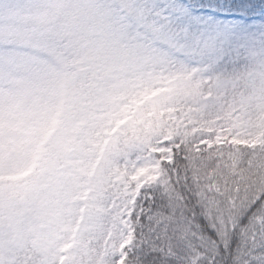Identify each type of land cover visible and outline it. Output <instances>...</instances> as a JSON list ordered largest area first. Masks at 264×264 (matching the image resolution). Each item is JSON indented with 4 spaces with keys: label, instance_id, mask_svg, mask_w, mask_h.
<instances>
[{
    "label": "rangeland",
    "instance_id": "1",
    "mask_svg": "<svg viewBox=\"0 0 264 264\" xmlns=\"http://www.w3.org/2000/svg\"><path fill=\"white\" fill-rule=\"evenodd\" d=\"M154 3L0 0V264H114L128 179L168 130L264 132V33L221 58Z\"/></svg>",
    "mask_w": 264,
    "mask_h": 264
},
{
    "label": "snow or ice",
    "instance_id": "2",
    "mask_svg": "<svg viewBox=\"0 0 264 264\" xmlns=\"http://www.w3.org/2000/svg\"><path fill=\"white\" fill-rule=\"evenodd\" d=\"M168 31L240 55L264 0H155ZM114 264H264V132L223 122L168 130L128 179Z\"/></svg>",
    "mask_w": 264,
    "mask_h": 264
}]
</instances>
